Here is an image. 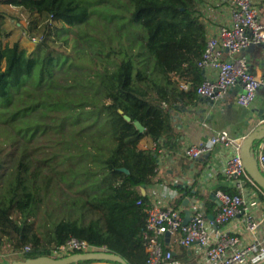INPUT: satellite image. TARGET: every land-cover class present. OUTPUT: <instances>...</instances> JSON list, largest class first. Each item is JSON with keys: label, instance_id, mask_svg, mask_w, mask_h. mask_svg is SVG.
<instances>
[{"label": "trees", "instance_id": "trees-1", "mask_svg": "<svg viewBox=\"0 0 264 264\" xmlns=\"http://www.w3.org/2000/svg\"><path fill=\"white\" fill-rule=\"evenodd\" d=\"M200 2L0 0L26 14L30 38L58 52L33 57L19 41L5 42L13 33L0 15V121L17 126L12 164L0 147V248L7 242L26 261L77 238L146 264L150 198L140 188L165 183L158 150L182 149L173 114L200 100L207 41ZM145 138L157 149L140 148ZM169 186L178 203L202 198L194 185ZM205 206L213 213L210 198Z\"/></svg>", "mask_w": 264, "mask_h": 264}, {"label": "built area", "instance_id": "built-area-1", "mask_svg": "<svg viewBox=\"0 0 264 264\" xmlns=\"http://www.w3.org/2000/svg\"><path fill=\"white\" fill-rule=\"evenodd\" d=\"M260 11L254 0H229V21L219 22L212 33L208 30L205 51L198 63L203 73V82L197 88L200 99L219 105L230 90H234L235 106L245 109L251 107L257 97L264 96V73L254 74L248 59L242 56L253 46H261L264 51V20ZM23 32L29 40L39 43L37 38H30L26 30ZM181 87L187 90L189 84L183 83ZM241 90L246 94H241ZM245 139L246 136L232 137L228 132L220 131L204 141L184 145V156L193 161L217 147L228 150L219 175L233 193L221 189L215 191L219 206L213 220L208 219L200 198L186 197L190 210V221L186 225L183 224L186 207L176 201L178 195L164 196L162 203H149L145 209L146 264H179L173 251L165 248L166 234H170L174 245L192 251L197 264H264V190L244 168L242 148ZM145 149L156 150L157 143L153 142ZM254 150L264 175V139L254 144ZM158 151L160 155L166 152L163 149ZM210 177L211 172L207 171L193 182L201 185ZM98 252H106V248L71 238L65 245L54 249L52 257ZM92 264L113 263L94 261Z\"/></svg>", "mask_w": 264, "mask_h": 264}, {"label": "crops", "instance_id": "crops-1", "mask_svg": "<svg viewBox=\"0 0 264 264\" xmlns=\"http://www.w3.org/2000/svg\"><path fill=\"white\" fill-rule=\"evenodd\" d=\"M254 1L261 10L262 20H264V0ZM228 4L229 0H201L199 10L207 26V32L209 30L212 33L216 26L219 25V22L229 21ZM20 43L23 48L29 50L31 56L46 57L44 56L43 47L40 51L38 48H30L27 44ZM253 47L259 50L258 55L254 56V52L248 48L242 53V56L248 59L251 71L256 75H260L264 73V51L261 47ZM235 95L236 93L233 90L219 105L214 106H210V104L204 103L200 99L197 105L191 106L188 110L175 112L173 117L182 133V148L188 142L198 143L204 141L213 133L220 131H226L232 137L247 136L250 133L247 130L253 126L254 118H258L255 116L257 111L252 106L239 110L235 106ZM152 143L153 141L149 138H145L141 141L140 148H149ZM227 152L228 150L223 146L217 147L213 152L207 154V157L204 156L196 161L186 158L182 149L180 153H167L166 151L161 154L159 157V174L163 176L166 173L167 175L164 184L145 188V194L150 198V203H162L164 196L172 198L178 195L177 189L169 186L170 183L173 184L177 179L185 178V182L188 181L192 184L193 180L202 173L209 171L211 172V177L206 183L201 185L194 183L195 185H192H194L193 190L200 192L202 195L201 201L207 216L215 215L219 206L217 200H212L214 203V206H212L213 213H208L205 201L220 187L227 188L226 181L219 175L220 169L226 160ZM165 245L171 248L179 264H197L196 255L192 251L174 245L173 240H165Z\"/></svg>", "mask_w": 264, "mask_h": 264}, {"label": "water", "instance_id": "water-1", "mask_svg": "<svg viewBox=\"0 0 264 264\" xmlns=\"http://www.w3.org/2000/svg\"><path fill=\"white\" fill-rule=\"evenodd\" d=\"M261 47V46H260ZM233 90H230V93H232ZM236 93V92H235ZM241 94H246L244 90L240 91ZM204 103L210 104V106H214V104L209 100L202 99ZM257 111V117L260 122V126L250 132L244 141L243 148H242V161L244 168L246 172L249 174V176L264 190V175L261 173L258 162L254 156V144L257 142H260L262 139H264V110L263 109H255ZM122 114L123 112L120 111ZM124 119L127 122L131 121V118L127 115H124ZM135 127L138 131L141 133L144 132V127L138 122H134ZM207 157V156H205ZM124 172L128 173L127 170H123ZM194 183V182H193ZM179 186L180 188H191L192 184H188L185 182L184 178L177 179V182L174 184V186ZM145 186H142L140 188V191L142 195L145 194ZM195 192V190H193ZM211 200L216 201L215 195L212 194L210 196ZM218 202V201H217ZM219 204V202H218ZM183 205L186 207L185 210V216H184V225H186L190 221V210L188 207V200L185 199L183 202ZM209 220H213V215L207 216ZM170 234H166L165 240H170ZM91 261H110L115 264H127L120 256H117L115 254H110L106 252H98V253H82V254H74L67 257L62 258H54V257H39L36 259H29L20 263L15 264H79L81 262H91Z\"/></svg>", "mask_w": 264, "mask_h": 264}, {"label": "rangeland", "instance_id": "rangeland-1", "mask_svg": "<svg viewBox=\"0 0 264 264\" xmlns=\"http://www.w3.org/2000/svg\"><path fill=\"white\" fill-rule=\"evenodd\" d=\"M0 15L4 17L7 30L12 31L13 33L12 37L10 39H6L5 42L11 43L17 40L19 42H22L23 44L24 43L27 44V46H29L30 48L31 47L38 48L40 51L41 49H43L42 48L43 46L40 43H34L32 40H29L27 38V35H24L22 28L23 26L26 25V14L25 13H22L12 7L1 6ZM36 37L38 38V36ZM55 46H58V45H55ZM21 47L23 48L22 45ZM249 50L254 52V56L259 54V50L256 49L255 47H250ZM27 52L30 55L29 50H27ZM57 55H58V52L55 50H51V49L44 50V56H46L45 59H48L50 57H57ZM252 107H254L255 109L262 108L264 110V96L257 97L254 103L252 104ZM237 108L239 110H242V108L240 107H237ZM252 124L253 126L250 129L248 128L247 130L248 132H252L253 130L257 129L260 126V122L258 118L256 119L254 118ZM16 128H17L16 125L9 126V123L0 121V147L4 149L2 157H3L4 162H6L8 165L12 164V159L9 156H7V153L11 149L10 144H9V138L12 135L16 134ZM43 210H46L45 204L41 205V211L38 214L39 220H41L42 216L45 213V211ZM20 262H23L21 254L15 252L13 247L9 243L6 242L0 248V264H15V263H20Z\"/></svg>", "mask_w": 264, "mask_h": 264}]
</instances>
